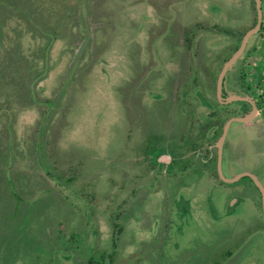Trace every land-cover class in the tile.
<instances>
[{"label":"rangeland","instance_id":"rangeland-1","mask_svg":"<svg viewBox=\"0 0 264 264\" xmlns=\"http://www.w3.org/2000/svg\"><path fill=\"white\" fill-rule=\"evenodd\" d=\"M256 23L255 0H0V264H264L260 191L214 170L226 122L252 107L221 104L222 63L201 57L225 28L237 30L233 55ZM196 24L210 27L190 37L199 57L180 47L186 65L175 70L173 40ZM246 50L225 97L253 99L236 78ZM245 68L264 109L257 71ZM173 82L200 99L199 111L182 89L175 103L155 91ZM211 147L207 166L182 159L197 148L206 159ZM167 152L189 164L175 184L185 213L169 214L166 178L148 188ZM223 173H252L264 187V125L232 124Z\"/></svg>","mask_w":264,"mask_h":264},{"label":"crops","instance_id":"crops-1","mask_svg":"<svg viewBox=\"0 0 264 264\" xmlns=\"http://www.w3.org/2000/svg\"><path fill=\"white\" fill-rule=\"evenodd\" d=\"M250 3H251V0H250ZM262 5H263L262 6V9H263V17H264V0H262ZM196 28H204V29H209L210 30V27H208V26L207 27H204V26L200 27L199 24H196L191 29L182 28L181 29V37L178 40H173V42L176 45H178V47H179V51L176 54L178 56V63L181 62L180 64H182L181 67L179 65V67L176 68L175 70H179V69L185 68V65L186 64L183 61V59L184 58L188 59L190 56H192V51L194 53L195 52L198 53L199 49L202 48L201 41H198L197 42L198 45H196L197 46L196 48H194L190 44V37L196 35L195 33H193L194 29H196ZM232 30L237 31L235 29L225 28V29H223V31H221L223 38L216 37V38H213L212 40L210 39L212 42H218L219 41L218 43H220L221 45L219 46V48H213V50L208 51V52H203L202 55H201L202 58H206V59L209 60V58L211 57V54L214 53L215 56H216L215 59L221 61L222 66L219 68L218 74H216L217 81H218V77H219V75H220V73L222 71V68H223L224 64L233 56L232 55V51H231V46H232V43H233V36H234V35L231 34V31ZM207 37L211 38V36H206V38ZM220 40H222V41H220ZM140 41H141V38L138 39V42H140ZM159 42L160 41H157V43H159ZM155 43H156V41H155ZM180 47L182 48V50H185V53H187L188 56H185L183 58L182 56H183L184 53H182L180 55V51H181L180 50ZM215 50H217V51H215ZM189 52H191V53H189ZM235 64H234V66H235ZM234 66L230 70H232L234 68ZM246 66H248V69L250 67V69H249L250 72L253 69L257 71L256 81H259V80L261 81V83H262L261 84V88H262L261 91H262V93H264V19H263V24H262V31L260 33L256 34V35H254L253 37H251L250 40H249V42H248V44H247V50H246V55H245L244 60H243V65H242V68H241L240 72L238 73V75L236 77L237 79H239L240 87L244 91V94H246L247 96H250V97L252 96V98H253L252 100L253 101H257V99H255V97H254V94L251 93L250 87L249 86H244V83H243V81H244V79L246 77L245 76L246 75L245 74V71H246L245 70L246 69L245 67ZM229 71H228V73H229ZM228 73H227V75L225 77L224 86H223V97L224 98H226L225 97V93L228 91L227 86H226V83H227L226 78L228 77ZM209 75H211V74H209ZM170 79L173 81V78H170ZM162 80H164V79H162ZM164 83H165V81H164ZM164 83H161L160 85L157 84V88L155 89V91H158L160 93V96L163 93H167V95L169 96V99L172 100V102H174V103L177 102V101H179V100H181V96H180V94H181L180 91L182 89L181 84L178 83V82H173L172 86L170 88H166V90H165V89H163V84ZM175 85L177 87V89H176V95H175V91H174L175 90L174 89L175 88L174 87ZM216 88H217V86H216ZM181 92H183V99L185 101L191 99V100H194V102L197 103V105H198L197 111H199L198 108H199V106L201 104L200 99L197 96H195V95L189 94L190 92H186L183 89H182ZM185 93H186V95H185ZM229 95H233V94L228 93V96ZM216 96H217V93H216ZM236 96H238V95H236ZM263 114H264V109L263 108L258 109V115L256 116V118L254 120L258 123L260 121V117H262ZM251 122L248 123V124H241V123H239V124H241L244 128H255V129L261 128V126L264 125V123H258L256 125V122H252V123ZM195 123L196 122H191L190 125L192 126V129H193V125ZM231 126H230V128H231ZM230 128H229V130H230ZM170 136L172 138V135H170ZM211 137L214 138V135L213 136L211 135ZM215 147H216V143H215ZM215 147L209 148L208 152L206 151V156H207L206 159H202L200 157V154L198 153L199 152L198 151L199 148L193 149V151H192L191 154L186 155L182 159H187L190 156V157H192L193 160H197L200 163H203L204 165L207 166L209 163H211V159L210 158H214V149H215ZM225 147H226V141H225V144H224V151H225ZM216 149H217V147H216ZM216 154H217V150H216ZM217 158H218V156H217ZM182 159H181V157L175 159V157L171 153H168V152L165 153L160 158V163H159L160 166H158L157 169H155V168L150 169L151 170V173H153L155 171L156 172L159 171V173L157 175H153L155 178L153 179V181H151V184L152 185H150L148 188L149 189H152L154 186H156V185L157 186H161L162 184H165V186H166L167 183H165L164 181L161 182V179L158 181L157 180V176H161L163 179L166 178V180H168L171 183L170 184V185H172L171 188H174L175 187V184L178 181H180L183 178L184 175H186L187 173H190L189 170H188L189 167L187 166L189 164H182V165L181 164L180 165L178 164V163H180V160H181V162L184 161ZM203 160H205L206 162H203ZM191 164H194V163H191ZM173 165H175V166H173ZM214 170H215V175H218L217 164H216V168H214ZM218 177H219V175H218ZM228 184H230V183H228ZM179 192H180V194H184V196H189V194H188L189 193V190L188 189L185 190L184 187H181ZM169 194H172V195H169V198H168V196H166L167 199L166 198L165 199L168 202L175 201V204H176V205H174V206H172L170 208L169 214L171 213L173 207L174 208L175 207L177 208L178 213H179V211H181V213H185V211H186V209H183L182 208L183 206L181 207V205H186V206H188V209H189L190 203L189 202H186V201L182 200V198H180V195L178 194V190L176 189V187H175V192L170 191ZM183 201L186 202V203L184 204ZM235 202L236 201H234L233 204ZM113 245H114V248L112 250H110V252L117 251V248L115 247V244H113ZM93 261H94V258L91 259V260H89V264H95V262H93ZM103 264H105V263H103Z\"/></svg>","mask_w":264,"mask_h":264},{"label":"water","instance_id":"water-1","mask_svg":"<svg viewBox=\"0 0 264 264\" xmlns=\"http://www.w3.org/2000/svg\"><path fill=\"white\" fill-rule=\"evenodd\" d=\"M256 8H257V23L256 25L249 30L243 37L242 43L238 50L233 54V56L224 64L222 71L218 77L217 81V98L223 105H229L235 102H244L248 103L252 107V111L243 117H235L229 119L224 128L221 137L219 138L217 142V150H218V158H217V171L220 179L226 183H235L241 180L242 178L248 177L250 178L254 184L257 186L259 191L261 192L262 199H263V212H264V187L259 181V179L252 173H242L234 178H226L223 173V151H224V144L229 132V128L233 123H241V124H248L251 121H253L256 116L258 115V108L255 104V102L250 99L249 97H242V96H236V95H229L228 97H223V86H224V80L228 73V71L234 66V64L241 58L243 55L247 44L251 37L258 34L261 30L262 24H263V9H262V0H255Z\"/></svg>","mask_w":264,"mask_h":264},{"label":"trees","instance_id":"trees-1","mask_svg":"<svg viewBox=\"0 0 264 264\" xmlns=\"http://www.w3.org/2000/svg\"><path fill=\"white\" fill-rule=\"evenodd\" d=\"M261 31H262V27H261V30H260V32H261ZM260 32H259V33H260Z\"/></svg>","mask_w":264,"mask_h":264}]
</instances>
